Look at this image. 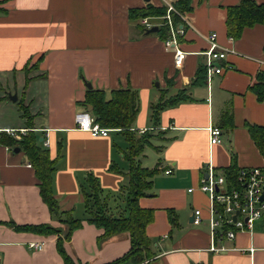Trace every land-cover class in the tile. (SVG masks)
Here are the masks:
<instances>
[{
	"label": "crops",
	"instance_id": "crops-1",
	"mask_svg": "<svg viewBox=\"0 0 264 264\" xmlns=\"http://www.w3.org/2000/svg\"><path fill=\"white\" fill-rule=\"evenodd\" d=\"M147 1L0 0V264H65L57 239L67 225L43 200L25 151L1 140L8 129H30L20 107L9 102L12 87L18 96V84L23 95L15 105L22 100L29 106L40 137L49 129V146L39 141L56 161L53 190L59 206L82 220L64 241L66 251L79 264H108L131 248L129 232L99 240L104 229L88 221L84 193L91 192L89 175L100 184L105 212L128 216L130 164L125 157L129 142L120 128L107 127L108 136L77 128L76 114L87 109L81 104L90 89L87 82L105 90L107 97L119 88L139 95L132 130L136 137L149 132L150 138L135 159L143 167L159 168L152 188L139 198L140 206L155 214L146 227L154 256L139 264H264V215L251 230L222 241L219 246L225 249H209L210 198L199 188L209 165L216 174L233 164L238 170L264 167V156L248 129V124L264 125V101L252 88L264 71V24L246 27L239 38H232L227 35V7L240 0H193V9L186 13L192 26L178 36L185 56L177 65L175 48L156 33L143 34L129 18L131 8ZM212 32L230 52L215 62L223 71L209 77L204 51ZM40 57L26 85L23 68ZM200 66L206 68V79L194 84ZM179 90L187 99L155 116L153 106L161 96ZM211 126L221 128L220 143L210 144ZM196 208L203 217L199 225L190 220ZM44 223L62 232L42 235L15 227ZM29 242L45 246L36 250Z\"/></svg>",
	"mask_w": 264,
	"mask_h": 264
},
{
	"label": "trees",
	"instance_id": "trees-1",
	"mask_svg": "<svg viewBox=\"0 0 264 264\" xmlns=\"http://www.w3.org/2000/svg\"><path fill=\"white\" fill-rule=\"evenodd\" d=\"M203 1V0H200ZM193 0H175L176 8L187 13L193 9ZM166 6H157L150 0L142 7H134L130 9L129 18L135 22L141 32L146 33L139 20L144 17H161L166 14ZM174 24H178L181 20L180 16L175 12L172 13ZM256 24H264V2L259 3L256 0H240L234 5L227 7V35L232 38H239L246 27ZM162 40L170 36V28L168 24L162 23L157 32H155ZM40 57L34 64L23 69L26 72V85L32 79L29 73L38 68ZM206 79V68L200 66L194 84L203 83ZM25 85V86H26ZM260 101H264V71L257 76V82L252 86ZM111 96L107 97V93L103 89L90 88L87 90L82 105L86 107L92 106V113L97 121L103 127L120 128L127 136L129 145L125 153L126 159L129 161V184L127 209L128 216H112L104 210V202L101 199V187L94 175L88 176V182L91 186V192H85V208L89 215L88 221L97 227L103 228L104 233L99 240L108 238L118 232H129L131 248L123 257L108 263L115 264L122 260H130L135 264H139L145 260L151 259L154 252L151 249L152 240L146 233V227L154 220V210L143 208L139 204V198L147 194L152 188L153 177L159 172L158 165L152 168L143 167L135 159L140 154L145 144L149 142L150 134L145 132L140 137H136L132 130L139 111V95L137 90L131 88L113 89ZM187 95L184 90H179L177 94L166 97L163 94L153 108V114L158 116L159 112L166 106L176 105L186 100ZM19 107L23 112V117L27 120L30 128L18 141L11 135L3 132L1 140L5 144L20 147L25 151L31 165L35 168L39 179L40 193L43 200L48 204L53 214L60 221L67 225V230L63 236L57 239V248L62 255L65 264H79L65 249L64 241L71 238L72 233L82 226V220L73 216L70 210H61L58 200L53 190V172L55 171V159L51 158L49 149L42 146L39 141L40 134L34 130L33 119L35 115L29 111V106L25 105L22 100L18 101ZM249 132L254 139L256 145L264 156V125L248 124ZM226 175L230 179H234L238 172V168L233 164L225 169ZM15 227L27 231H33L42 235L59 234L62 228L55 227L50 224H25L15 225Z\"/></svg>",
	"mask_w": 264,
	"mask_h": 264
},
{
	"label": "built area",
	"instance_id": "built-area-1",
	"mask_svg": "<svg viewBox=\"0 0 264 264\" xmlns=\"http://www.w3.org/2000/svg\"><path fill=\"white\" fill-rule=\"evenodd\" d=\"M175 0H160V6H166V14L161 17L141 18V25L151 28L157 24H168L170 36L164 40L167 47L175 48V63L181 65L185 52L179 46L178 36L184 34L185 26H190L186 13L179 11ZM175 12L181 18L178 24H174L172 13ZM192 26V25H191ZM209 47L204 54L207 56V72L210 77L214 73H221L223 66H218L215 62L226 59L229 49L222 47L217 42V32H212L208 36ZM233 51V50H232ZM77 128L88 131L94 136H108L110 128L103 127L97 121L95 115L87 109L76 114ZM43 144L47 147L50 144L49 129H45ZM28 129H8L7 133L16 140H22ZM210 144L221 142L222 130L218 126L209 128ZM31 165V163H29ZM207 173L202 177L199 188L206 192L210 198V234L212 243L210 250L219 252L225 247L219 246L222 241L232 240L238 232L251 230L254 222L264 215V167H244L240 168L234 177L230 179L226 173L216 174L212 165H209ZM167 170L166 173H170ZM191 188L190 190H192ZM193 223L201 224L203 221L202 212L199 208L193 211ZM235 216V217H234ZM29 246L41 250L44 242H29Z\"/></svg>",
	"mask_w": 264,
	"mask_h": 264
},
{
	"label": "water",
	"instance_id": "water-1",
	"mask_svg": "<svg viewBox=\"0 0 264 264\" xmlns=\"http://www.w3.org/2000/svg\"><path fill=\"white\" fill-rule=\"evenodd\" d=\"M149 1V0H148ZM158 29H159V26L157 25V24H155V25H153L151 28H148L147 30H146V34H150V33H155V32H157L158 31ZM87 84V86H88V88H92V84H91V82H87L86 83ZM12 97V99L13 100H16L17 99V95H13V96H11ZM87 110L88 111H92V106L91 105H89V106H87ZM39 140L40 141H43V136H41L40 138H39ZM21 148L20 147H15V151H19ZM235 217V216H234ZM193 215L191 216V218H190V220L191 221H193Z\"/></svg>",
	"mask_w": 264,
	"mask_h": 264
},
{
	"label": "rangeland",
	"instance_id": "rangeland-1",
	"mask_svg": "<svg viewBox=\"0 0 264 264\" xmlns=\"http://www.w3.org/2000/svg\"><path fill=\"white\" fill-rule=\"evenodd\" d=\"M172 17H173V16H172ZM151 19H153V18H151ZM140 21H141V19L139 20V22H140ZM18 89H19V90H17V91H19L18 96H19V97H22L23 93H21V92H22L23 89H22V87H21L19 84H18ZM12 92H13L12 95H17V94H16V90H14L13 87H12ZM18 96H17V97H18ZM9 102H10L11 106L19 107V105H15V104H16V101H15V100H11V101L9 100ZM29 111H30V113H32L31 110H30V108H29Z\"/></svg>",
	"mask_w": 264,
	"mask_h": 264
}]
</instances>
